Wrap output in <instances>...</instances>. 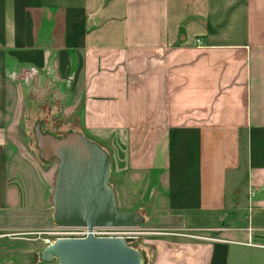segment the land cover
I'll return each instance as SVG.
<instances>
[{
  "label": "crops",
  "instance_id": "obj_1",
  "mask_svg": "<svg viewBox=\"0 0 264 264\" xmlns=\"http://www.w3.org/2000/svg\"><path fill=\"white\" fill-rule=\"evenodd\" d=\"M10 64L80 101L118 210L160 230L147 264H264V0H0V215L24 198Z\"/></svg>",
  "mask_w": 264,
  "mask_h": 264
},
{
  "label": "rangeland",
  "instance_id": "obj_2",
  "mask_svg": "<svg viewBox=\"0 0 264 264\" xmlns=\"http://www.w3.org/2000/svg\"><path fill=\"white\" fill-rule=\"evenodd\" d=\"M9 68L10 82L18 90L20 118V141L11 148L13 165L17 168L14 180L20 183L24 198L19 210L0 215V264H60L57 257L44 260L48 247L58 239L79 237L73 229L60 228L54 221V192L60 162L42 153L39 139L82 135L81 104L63 81L48 79L25 66L10 64ZM28 184L32 196H38L35 201L27 197ZM139 212L134 213L140 215ZM151 226L142 218V223L134 228L142 234L127 241L128 246L142 254L145 264L142 244L150 237L146 234L160 231ZM253 242L264 246V234H257Z\"/></svg>",
  "mask_w": 264,
  "mask_h": 264
},
{
  "label": "water",
  "instance_id": "obj_3",
  "mask_svg": "<svg viewBox=\"0 0 264 264\" xmlns=\"http://www.w3.org/2000/svg\"><path fill=\"white\" fill-rule=\"evenodd\" d=\"M45 156L59 160L54 192V221L60 228L138 227V213L120 212L110 185L111 159L81 134L63 139L40 138ZM60 264H145L142 254L123 239H58L46 250V261Z\"/></svg>",
  "mask_w": 264,
  "mask_h": 264
},
{
  "label": "built area",
  "instance_id": "obj_4",
  "mask_svg": "<svg viewBox=\"0 0 264 264\" xmlns=\"http://www.w3.org/2000/svg\"><path fill=\"white\" fill-rule=\"evenodd\" d=\"M201 41L198 40V43ZM136 228V227H135ZM79 238H87L93 236L99 239H123L125 241H132L142 233L130 227H94L91 230L88 228H75L73 229Z\"/></svg>",
  "mask_w": 264,
  "mask_h": 264
}]
</instances>
